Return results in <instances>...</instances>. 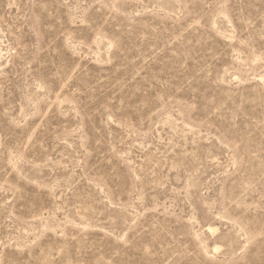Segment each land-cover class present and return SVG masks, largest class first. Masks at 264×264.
Here are the masks:
<instances>
[{"label":"rangeland","instance_id":"obj_1","mask_svg":"<svg viewBox=\"0 0 264 264\" xmlns=\"http://www.w3.org/2000/svg\"><path fill=\"white\" fill-rule=\"evenodd\" d=\"M0 264H264V0H0Z\"/></svg>","mask_w":264,"mask_h":264}]
</instances>
